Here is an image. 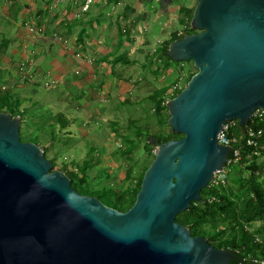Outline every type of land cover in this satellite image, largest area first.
<instances>
[{"label": "water", "instance_id": "1", "mask_svg": "<svg viewBox=\"0 0 264 264\" xmlns=\"http://www.w3.org/2000/svg\"><path fill=\"white\" fill-rule=\"evenodd\" d=\"M191 24L198 32L168 50L198 70L168 102L169 124L185 136L158 146L125 212L78 192L38 144L22 141L21 118L0 112V264H232L230 249L176 217L237 153L222 142L225 124L247 126L264 109V0H198Z\"/></svg>", "mask_w": 264, "mask_h": 264}, {"label": "crops", "instance_id": "2", "mask_svg": "<svg viewBox=\"0 0 264 264\" xmlns=\"http://www.w3.org/2000/svg\"><path fill=\"white\" fill-rule=\"evenodd\" d=\"M83 3L0 0V70L13 83L7 91L39 84L34 80L37 74L53 83L82 87L89 93L87 98L94 102L100 99L107 108L116 99L129 102L137 94L146 99L152 93L153 89L141 93L148 91L149 83L139 85L132 75L139 73L141 62L146 66L151 55V39L143 27L148 15L144 1L121 5L120 0H97L85 12L81 10ZM175 11L169 6L166 11L160 10L157 18L166 14L172 24L173 19H179V11ZM176 31L174 27L168 39ZM86 106L89 108V103ZM94 112L85 111L91 117Z\"/></svg>", "mask_w": 264, "mask_h": 264}, {"label": "rangeland", "instance_id": "3", "mask_svg": "<svg viewBox=\"0 0 264 264\" xmlns=\"http://www.w3.org/2000/svg\"><path fill=\"white\" fill-rule=\"evenodd\" d=\"M120 1L122 5L132 4L135 0ZM143 1L148 12L147 21L143 23V27L151 39L149 48L151 55L146 60V66L141 62V66L138 65L139 73L137 71L132 74L139 85L149 83L148 91H141V93L168 86L176 79H179V86L186 85L190 73L197 71L194 62L172 61L169 67L165 59L163 62L156 61L158 54L155 53V50L163 43L162 41L168 39L174 27L181 32L184 30L182 23L179 19H173L172 24H169L166 14L157 18L159 11L162 10L160 0ZM196 2L197 0H176L170 6L177 12L179 6L195 5ZM115 13L117 15L119 12ZM152 59V66L149 67ZM34 75V80L39 84L27 86L19 91L10 90L12 96L21 101V109H28L25 120L21 123L23 140L37 143L44 150L46 148V157L49 160L56 159L54 170H62L64 165L73 167L78 172L74 180L84 181L85 187L93 186L91 191L93 188H127L130 181H125L124 178L128 168L135 169L134 179H136L141 168L151 158L145 149V144L148 137L151 138V134L155 131L154 102L137 94L138 97L129 102L116 99L113 105L107 108L108 105L106 106L102 100L94 102L87 98L89 93L82 87L73 86L70 83H53L45 75ZM141 76L145 77V81H140ZM46 82L51 83L47 90L44 88ZM9 85L12 89L13 83L7 79V73L0 70V90L3 87L9 89ZM68 91L71 92L69 96ZM87 103L89 108L86 106ZM88 109L95 111L94 117L85 113ZM59 114L63 115L61 121L68 123L65 128L56 117ZM35 115L42 120L32 119ZM148 133L149 136L146 135ZM157 150L158 146L154 152L156 153ZM232 167H229V171ZM89 193L92 194L88 195L94 194L93 196L97 197L102 194V191Z\"/></svg>", "mask_w": 264, "mask_h": 264}, {"label": "trees", "instance_id": "4", "mask_svg": "<svg viewBox=\"0 0 264 264\" xmlns=\"http://www.w3.org/2000/svg\"><path fill=\"white\" fill-rule=\"evenodd\" d=\"M194 10L195 6L179 8V21L184 30L173 32L171 37L155 50V53L158 54L156 61L163 62L165 59L170 67V62L175 61L168 54L171 43L186 35L198 32L191 24ZM197 72L198 70L190 73L186 85L179 86V79H176L168 86L153 89L152 93L147 96L146 99H151L154 102L155 131L151 134V138H157V145L146 140L145 149L151 158L146 161L136 179H134L135 169L128 168L124 178L125 181H130L127 188H93V192L102 191V194L97 197L103 203L122 212L130 209L136 202L144 175L156 157L155 148L163 142L181 139L185 136L183 133L173 132L169 124L171 114L168 102L187 87L188 82ZM21 106L19 98L16 99L14 95L12 96L10 91L6 89L0 91V112H9L14 117H20L23 122L28 109H21ZM56 117L63 128L68 125L66 121H61L63 120L62 114ZM38 118V115L32 117L35 120ZM248 125L256 129L264 128V124L254 117ZM237 127L236 134L238 135L239 129L242 128L240 122ZM146 135L149 136V133ZM21 139L24 142H29L23 140L22 136ZM261 142H264V137ZM44 151L46 156V148ZM254 151V147H243V160L240 164L233 165L228 173L227 183L219 186L211 182L209 187L202 188L201 200L192 201L191 206L176 217L178 222L189 228L193 236H205L217 248L230 249L234 253L232 264H259V261L264 260V151L261 150L259 154H255ZM50 160L53 164L52 170H54L56 159ZM62 170L71 178L72 186L78 192L85 195L92 194L89 192H92L91 187L93 186L85 187L84 181L74 180V177L77 178L78 172L73 167L64 165Z\"/></svg>", "mask_w": 264, "mask_h": 264}, {"label": "built area", "instance_id": "5", "mask_svg": "<svg viewBox=\"0 0 264 264\" xmlns=\"http://www.w3.org/2000/svg\"><path fill=\"white\" fill-rule=\"evenodd\" d=\"M97 0H84L83 6L81 10L83 12L90 9V7L96 2ZM42 32V29H39ZM60 39V38H59ZM32 61V60H31ZM50 83H46L45 87L49 88ZM3 89H6L3 87ZM259 122L264 124V109L258 108L256 109L254 115ZM252 117V118H253ZM239 120L234 119L228 121L225 124V127L222 131V142L234 145L238 151L237 153L224 165L222 169H219L214 174L213 183L217 185H225L227 183L229 167L233 165H238L243 160V147H254L255 154H259L261 150L264 151V142H261V139L264 137V128H253L249 125L243 126L239 129V134H236V129L238 128ZM239 144V146H237ZM257 261V260H255ZM258 262V261H257ZM259 264H264V260L259 261Z\"/></svg>", "mask_w": 264, "mask_h": 264}]
</instances>
